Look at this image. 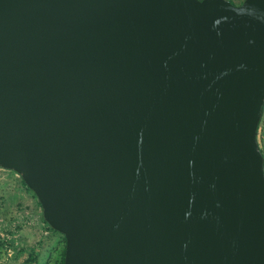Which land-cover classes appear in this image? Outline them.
<instances>
[{
    "label": "water",
    "instance_id": "water-1",
    "mask_svg": "<svg viewBox=\"0 0 264 264\" xmlns=\"http://www.w3.org/2000/svg\"><path fill=\"white\" fill-rule=\"evenodd\" d=\"M264 0H0V168L62 264H264Z\"/></svg>",
    "mask_w": 264,
    "mask_h": 264
},
{
    "label": "rangeland",
    "instance_id": "rangeland-1",
    "mask_svg": "<svg viewBox=\"0 0 264 264\" xmlns=\"http://www.w3.org/2000/svg\"><path fill=\"white\" fill-rule=\"evenodd\" d=\"M239 5L243 0H226ZM263 159L264 105L256 129ZM64 238L41 218L34 194L19 176L0 168V264H62Z\"/></svg>",
    "mask_w": 264,
    "mask_h": 264
},
{
    "label": "trees",
    "instance_id": "trees-1",
    "mask_svg": "<svg viewBox=\"0 0 264 264\" xmlns=\"http://www.w3.org/2000/svg\"><path fill=\"white\" fill-rule=\"evenodd\" d=\"M263 160V159H262Z\"/></svg>",
    "mask_w": 264,
    "mask_h": 264
}]
</instances>
